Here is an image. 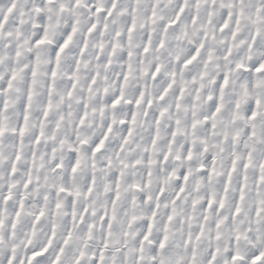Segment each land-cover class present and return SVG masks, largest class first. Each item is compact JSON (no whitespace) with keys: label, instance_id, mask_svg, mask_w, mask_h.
Wrapping results in <instances>:
<instances>
[{"label":"clouds","instance_id":"clouds-1","mask_svg":"<svg viewBox=\"0 0 264 264\" xmlns=\"http://www.w3.org/2000/svg\"><path fill=\"white\" fill-rule=\"evenodd\" d=\"M61 3L64 11H60ZM183 3L184 0H116L117 7L107 20L95 14L94 7L73 9L69 0H56L52 4L23 0L18 4L16 14L0 30V101H8L6 109L0 106V122L7 128L0 137V185L5 192L10 183L15 186L13 199L8 204H0V264H7L9 255L22 257L43 247L49 238L54 250L63 244L68 230L72 236L65 246L64 264H72L81 250L86 257L91 255L104 244L106 228L100 216L106 209L111 214L117 180L120 199L116 203L111 236L107 238V264H159L161 252L155 240L151 246L145 243L143 253L139 252V240L153 211L156 212L153 236L160 235L173 206L174 219L167 223L166 264H188L191 247L186 250L184 241L189 233L194 238L202 224L203 235L199 241H192L196 264H207V258L215 250H218L216 264H233L230 254L246 258L252 252L264 251V213L257 216L255 211L257 207H264L258 204L264 200V183L258 184L262 174L258 165L264 162V73H245L236 67L242 64L251 68L264 62V0H202L199 7L195 0H190L180 20L165 31ZM110 6L106 0L104 7ZM0 7L6 9L8 0H0ZM133 18L136 27L129 34L127 28ZM224 20L229 27L221 32ZM74 22L77 31L61 55L57 75L52 79L51 71L55 67L52 49L66 31H71ZM92 23H97V29L89 33ZM45 27L53 43L35 47ZM161 38L163 48L157 47ZM149 39L151 47L145 53ZM202 42L204 48L199 57L183 67L184 60ZM113 45L117 46L115 54L110 55ZM37 55L38 65L35 64ZM156 65L160 66V72L154 80L152 72ZM34 66L35 77L32 76ZM13 72L16 79L12 81V88L5 91ZM125 72L128 80L122 84ZM225 74L229 83L221 99L218 84ZM93 78L96 83L89 91ZM74 81L75 89L72 88ZM169 84L172 86L161 100L160 95ZM30 86L32 99L21 144L20 137L12 130L23 122ZM121 92L124 100L112 107V99ZM141 92L144 101L136 107L135 100ZM149 99L151 108L147 107ZM49 103L51 108L45 117L44 110ZM217 104L221 110L213 120L211 113ZM250 107L258 113L255 120L249 119ZM85 112L84 123L80 124ZM132 112L136 113L134 124L130 123ZM194 122H197L195 128ZM213 123L215 128L211 126ZM109 125L112 130L103 149L93 156L91 149L104 137ZM128 128L132 129L131 136ZM253 131L255 136L251 135ZM41 132L43 136L37 145L35 138ZM125 136L128 143L121 150ZM188 150L192 152L191 160L185 158ZM17 152L21 159L16 163V173L9 175ZM249 155L251 165L244 171L242 164ZM213 156L219 175L209 178L207 171L197 169L201 165L207 169ZM77 158L80 165L73 173L70 162ZM233 160H236L237 172L232 175L221 209L219 200L225 196L224 181ZM57 163L62 167L57 169ZM29 173L32 185L26 190L24 181ZM185 173L189 174L185 191L173 205ZM243 176L247 177L246 181L241 179ZM241 183L245 185L243 201L239 200ZM133 184L140 185V190H134ZM90 185L93 191L87 195ZM61 186L79 190L81 195L76 198L64 193L58 195L57 189ZM161 189L160 207L156 209V197L161 195ZM17 194L23 197L25 207L13 228ZM209 199L214 200L211 209ZM58 202L62 207L56 209ZM237 204L241 210L233 215ZM85 207L88 209L85 223L75 224L72 212L75 210L79 217ZM41 209L44 214L37 222L35 217ZM89 224L94 227L89 229ZM152 247L158 249L155 255ZM140 255L143 260L138 262ZM52 258L50 251L45 264Z\"/></svg>","mask_w":264,"mask_h":264},{"label":"snow or ice","instance_id":"snow-or-ice-1","mask_svg":"<svg viewBox=\"0 0 264 264\" xmlns=\"http://www.w3.org/2000/svg\"><path fill=\"white\" fill-rule=\"evenodd\" d=\"M23 2V0H8V7L5 9L3 7H0V30L3 29V27L7 24L10 16L16 14L17 12V6L18 4H21ZM44 3L46 4H52L55 3L56 0H43ZM106 0H69V3H71L72 8H78V7H84V8H89V7H94V11L95 14H98L99 16H101L103 19L107 20L109 17H111L117 7L116 4V0H107L108 3L111 4L110 7H108L107 9L104 7ZM190 2V0H184V3L181 4L178 8V10L175 13V19L173 20H169L168 25L165 27V31L167 30L168 27H171L173 25H175L181 18L182 14L185 11V7L186 5ZM202 2V0H195L196 6L199 7V4ZM203 2H207V0H203ZM214 2V0H213ZM231 6V5H229ZM48 11H51V9H47ZM64 4L61 3L60 4V11H64ZM37 12L40 11L39 8L36 9ZM133 12L136 11L135 8L132 9ZM75 14V13H74ZM20 15H23V12H20ZM152 15L155 16V6H153V12ZM193 21H195L196 17L193 16ZM74 22L72 24L71 27V31H66V35L62 38L61 41L56 42V46L52 49V52L55 55V67H53L52 71H51V77L52 79H55L56 75H57V68L59 67V63H60V57L61 55L66 51V49L69 48L71 42L73 41V37L77 31V28L75 26ZM237 23H239V21H237ZM107 27V25L105 24V28ZM136 24H135V18H133L131 24L128 26L127 31L129 34H131L134 30H135ZM229 27L228 21L224 20V22L220 25V31L223 32L225 29H227ZM97 29V23H92L88 29L89 33H92L94 30ZM117 36L120 35L119 32L116 33ZM233 37H235V32H233ZM129 39H131V36H129ZM205 39H207V36L205 35ZM255 42V40H253V43ZM53 43L52 40L49 39V35H48V30L47 27H45L43 33L39 36V38L35 41V47H40L41 45H51ZM116 45H113V51L112 53H110V55H114L115 54V49H116ZM151 47V40L149 39V41L146 43L145 47H144V52L147 53L150 50ZM159 48H163L164 47V40L163 38H161L158 46ZM204 48V43H200V45L198 47L195 48V50L192 52V54L190 55V57L188 59H185L183 62V67H187L188 65H191L193 63V61H195L201 51ZM81 53H83V48H81ZM229 54H230V50H229ZM17 55H19V52H17ZM129 56H131L132 54L129 53ZM209 58H210V54H209ZM40 62V58L39 55L36 56L35 58V64L38 65ZM110 63V61H109ZM79 64V61H77V65ZM236 67L238 69H243V71L245 73H251V72H255L257 74H262L264 73V62H260L258 64H254L252 65V67H247L244 66L242 64H237ZM130 69V66H129ZM160 72V66L156 65L154 71L152 72V78L155 80L158 78V74ZM37 74L36 71V67H33L32 70V76L35 77ZM174 77H175V73H173V83L174 81ZM16 79V74L15 72L12 73L11 77L8 80V88L5 90H10L12 88V81ZM128 80V72H125L123 74V80H122V84L123 82H126ZM33 83H35V81L33 80ZM96 83L95 78H93L90 81L89 84V91H91V86L94 85ZM229 83V79H228V75L225 74L223 76V78L219 81L218 87L221 93V99H222V95L224 92V89L228 86ZM171 84H169L168 88H165L163 93L160 95V99L163 100L164 99V95L168 92L169 88H171ZM76 87V83L75 81L72 84V88L75 89ZM52 90V85H49V92H51ZM107 91V89H105V92ZM180 94L182 95L184 89L181 88L180 90ZM0 95H2V93H0ZM68 96L71 97L72 96V91L69 90L68 92ZM28 104L25 105V114L23 117V122L19 124V127L17 129H13L12 131L14 133H17L18 136L20 137V143H23V137L27 131L26 125H27V121H28V114H27V109L28 107H30V102L32 99V91H31V86L29 87V91H28ZM177 99H180V96H177ZM124 100V96L123 93L121 92V94L117 97H115L114 99H112L111 101V106L112 107H116L117 105L120 104V102ZM144 101V93L141 92L140 95L136 98L135 100V106L139 107L142 102ZM125 103H128V101H125ZM8 105V101L6 99L0 101V106H2L4 109L7 108ZM152 105V101L149 99L147 101V107L151 108ZM260 106V101L257 100L256 101V107L259 108ZM85 107H87V105H85ZM177 107H179V105H177ZM51 108V103H49L48 107L45 108L44 110V116L47 117L48 115V110ZM220 106L219 104L216 105L215 107V111H213L211 113V118L213 120H215L216 115L220 112ZM250 111V115H249V119L250 120H255L257 118V111H254L251 109H249ZM164 112L161 111L160 115L163 116ZM87 113L85 112L81 118H80V124L84 123V119L86 117ZM145 115H147V113H145ZM205 121H207L209 119V117H205L204 118ZM136 120V113L132 112L131 113V121L130 123H135ZM156 122L157 124H159V118H156ZM122 124H125V121H121ZM196 123L194 122L192 124V127L195 128L196 127ZM127 126V125H126ZM213 128H215V124L213 123L211 125ZM253 129L255 128V125H252ZM111 125H109L107 131L104 133V137L102 139L99 140V142H97L95 144V146L91 149L92 155L95 156L97 153H99L105 144V140L108 138V134L111 132ZM7 132V128L6 126L0 122V137H3L5 135V133ZM132 135V129L128 128V136ZM173 136H175V132L172 133ZM251 135L255 136V132L253 131L251 133ZM43 136V132H41L38 136H36L35 138V143L38 145L41 141V137ZM128 136L124 137L122 146H121V150L123 148V144H127L128 143ZM81 144H84L85 141H81ZM153 145H155V138H153ZM165 154L164 159L167 160L168 159V155L170 154ZM33 158H35V153H33ZM177 159H179V157H176ZM188 160L192 159V152L191 150H188L187 155L185 157ZM21 159V156L19 154V152H17V155L15 157V161L12 162L10 171H9V175H14L16 173V163L19 162ZM216 158L215 156L212 157L211 162L208 166L207 169H205V167L203 165H201L200 168L197 169V171L200 172H204L207 171L209 178H211L212 175L216 174L219 175V173L216 172ZM80 165V160L79 158H77L74 162H70V167H71V171L73 173H75L78 169ZM251 165V155H249L248 159L242 164V168L244 171H246ZM62 167V164L57 163L56 164V168L59 169ZM125 167H127V165H125ZM260 172L262 173L259 177H258V184H262L264 183V162L260 163L258 165ZM237 172V163L236 160H233V164L231 169L228 171L226 179L224 181L225 184V196H222L219 200V208H223L224 207V200L226 198L227 192H228V187L231 184L232 181V175L233 173ZM150 175V173H149ZM170 178H171V174H170ZM189 179V174L185 173L183 175V181L180 183V187L178 189V191L176 192L175 197L172 200V204L175 205L176 202L181 198V194L184 193L185 191V187L184 185L187 184ZM242 180L247 179L246 176L241 177ZM37 180H39V177H37ZM94 183V181H93ZM32 185V178H31V173H29L28 178L24 181V189H30ZM147 186V185H146ZM15 186L13 184H9L8 185V191L5 192L3 190V186L0 185V204H8L9 201H11L13 199V192L12 189ZM134 190L139 191L140 190V185L138 184H133L131 186ZM244 187L245 185L243 183H241L240 185V197L239 200L243 201L244 200ZM93 191L92 186L90 185L88 187V192L87 195H90ZM60 193H64L66 194V196L68 197H79L81 195L79 190H69L63 186L59 187L57 189V194L59 195ZM162 193H163V189H161V195H158L156 197V204H155V208L158 209L160 207V199L162 198ZM120 199V194H119V181L117 180L116 182V191L115 194L112 197L111 200V214H109V211L106 209L104 214L100 216V221L102 223L103 226H105L106 231H105V241L102 247H99L95 252H93L91 255H88L86 257V253L81 250L79 252L78 255H76L73 260H72V264H87V261H90L91 264H107V252L109 249V244H108V237L111 236V228H112V222L115 220L116 216V203L117 201ZM149 199H151V197H149ZM71 203L74 205L75 201L72 200ZM193 204H195V201H193ZM214 204V200L209 199L208 200V207L209 209H211L213 207ZM258 204L260 205H264V200H260L258 201ZM167 206V205H165ZM24 199L23 197H20L17 194V201L14 207V211H15V219L13 221L12 227L15 228L16 224H15V220H18L21 212L24 211ZM56 209H59L62 207L61 203H56L55 205ZM240 207L237 206L235 207V211L233 213V215L238 214L240 212ZM256 215L260 216L262 213H264V207H257L256 208ZM175 212L176 209L173 206L171 213L167 216V223H170L173 221L174 216H175ZM44 212L43 209H41L40 214L37 215L35 217V221H39L40 217L43 216ZM88 214V209L87 207H85L83 209V211L80 213L79 217H77V213L75 212V210L72 212V217H73V222L77 225H81L85 223V217ZM92 215H95V212L92 213ZM156 217V212L153 211L152 216L147 218V225H146V230L141 234V239L139 240V244H140V248H139V252L143 253L144 251V245L145 243H147L148 245H153V240H155L156 245L158 246L159 251L161 252V256L159 259V264H166V260L164 258V252L168 247V240H169V236H168V227H167V223L164 224L162 230H161V234L157 235V236H153V227H154V220ZM136 217H132V220H135ZM206 219V218H205ZM94 226L92 224L88 225L89 229H92ZM217 227H219V221L217 222ZM125 235H127V233H125ZM203 235V224L201 225L200 228V232H198L195 237L193 238L192 234L189 233L188 234V238L184 241L185 243V247L186 250L191 247V258L188 261V264H196V253H195V247L192 246V241L193 239L195 241H199L201 236ZM72 233L71 230H68L66 233V236L64 238L63 244L61 245H57L55 247V249L53 250L52 248V239L49 238L48 244L44 245L43 247L40 248H36L31 250L30 252H26L22 257L21 256H17L15 254L9 255L7 257V264H45V260L48 257V254L50 251L53 252V258L51 259V261L49 262V264H64V253H65V246L68 245L70 239H71ZM29 243H31V241H29ZM157 247H152V253L153 255L156 254L157 252ZM217 252L218 250H215L213 252L210 253L209 257L207 258V264H216L217 261ZM231 255V260L233 261V264H236V262H241V264H264V251H259V252H252L250 253L246 258L245 257H241L239 254H230ZM143 260V256L140 255L137 257V261H142Z\"/></svg>","mask_w":264,"mask_h":264}]
</instances>
